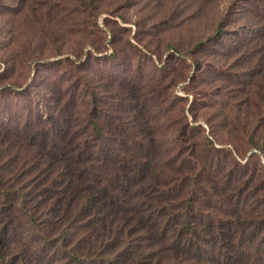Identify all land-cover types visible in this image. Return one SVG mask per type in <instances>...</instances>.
Returning a JSON list of instances; mask_svg holds the SVG:
<instances>
[{"label":"rangeland","instance_id":"rangeland-1","mask_svg":"<svg viewBox=\"0 0 264 264\" xmlns=\"http://www.w3.org/2000/svg\"><path fill=\"white\" fill-rule=\"evenodd\" d=\"M232 4L202 13L201 29L188 32L181 0H0V173L20 168L9 158L18 145L53 152L41 146L54 139L53 128L75 144L67 150L75 155H97L109 138L122 157L151 152L166 198L181 204L195 189L202 216L223 215V204L238 201L242 213L259 203L261 214L264 153L251 148L230 113L246 105V88H259L250 81L256 76L240 71L249 57L233 56L246 38L210 36ZM244 9L237 4L227 28ZM94 121L104 134L92 132ZM245 121L253 123L249 115ZM241 178L256 189L249 204ZM233 187L242 192L234 199ZM29 245L36 250L39 242L31 237Z\"/></svg>","mask_w":264,"mask_h":264},{"label":"trees","instance_id":"trees-1","mask_svg":"<svg viewBox=\"0 0 264 264\" xmlns=\"http://www.w3.org/2000/svg\"><path fill=\"white\" fill-rule=\"evenodd\" d=\"M181 1L186 13L183 28L191 32L193 26L201 29L200 15L223 0ZM229 1L233 2L229 15L218 18L210 36L223 38L233 31L246 38L243 46L235 45L238 53L233 56L249 57L240 71L250 72L252 79L256 76L250 81L259 88H246V105H237L230 113L235 125L249 133L251 148L263 154L264 0ZM241 1L245 9L229 29L227 19H233ZM194 64L201 68V59ZM252 107L256 110L250 115ZM241 108L242 112H235ZM244 115L253 123L243 122ZM91 126L95 135L104 134L98 122ZM50 129L54 139L49 144L44 139L41 146L49 145L51 155L41 148L18 145L9 158L20 168L0 173V264H264V210L257 211L259 203L252 202L243 213L240 201L235 208L226 203L223 215L202 216L195 189L181 204L176 198H166L163 176L151 152L143 153L134 145L141 151L138 157L133 153L122 157L114 152L118 149L115 139L109 138L107 150L75 155L67 151L75 144L70 146L64 136ZM33 177L39 180L29 190L28 181ZM14 178L22 182L6 184ZM243 179L242 186L249 190L245 203L249 204L256 189L252 179ZM238 193L242 192L233 187L232 199ZM17 211L23 221L14 214ZM31 237L39 242L36 250L29 245ZM15 240L19 241L15 244Z\"/></svg>","mask_w":264,"mask_h":264}]
</instances>
